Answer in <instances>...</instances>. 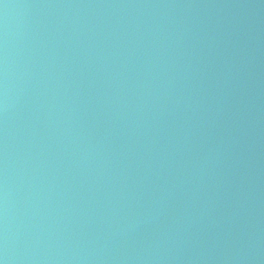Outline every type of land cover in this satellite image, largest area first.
I'll list each match as a JSON object with an SVG mask.
<instances>
[{"label": "water", "instance_id": "95a60500", "mask_svg": "<svg viewBox=\"0 0 264 264\" xmlns=\"http://www.w3.org/2000/svg\"><path fill=\"white\" fill-rule=\"evenodd\" d=\"M0 264H264V0H0Z\"/></svg>", "mask_w": 264, "mask_h": 264}]
</instances>
